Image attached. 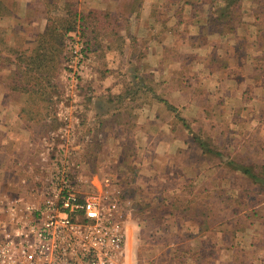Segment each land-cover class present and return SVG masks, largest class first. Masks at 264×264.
I'll use <instances>...</instances> for the list:
<instances>
[{
    "label": "rangeland",
    "instance_id": "rangeland-1",
    "mask_svg": "<svg viewBox=\"0 0 264 264\" xmlns=\"http://www.w3.org/2000/svg\"><path fill=\"white\" fill-rule=\"evenodd\" d=\"M241 1L220 25L223 0H0V80L33 123L25 183L62 164L124 227L125 264H264V54L229 49Z\"/></svg>",
    "mask_w": 264,
    "mask_h": 264
},
{
    "label": "built area",
    "instance_id": "built-area-1",
    "mask_svg": "<svg viewBox=\"0 0 264 264\" xmlns=\"http://www.w3.org/2000/svg\"><path fill=\"white\" fill-rule=\"evenodd\" d=\"M82 49L72 51L79 74ZM126 257L122 224L80 193L62 164L13 197L0 194V264H125Z\"/></svg>",
    "mask_w": 264,
    "mask_h": 264
},
{
    "label": "crops",
    "instance_id": "crops-1",
    "mask_svg": "<svg viewBox=\"0 0 264 264\" xmlns=\"http://www.w3.org/2000/svg\"><path fill=\"white\" fill-rule=\"evenodd\" d=\"M95 5V9L103 7L105 8L108 3L107 1L116 2V7L120 8L119 1L121 0H97ZM146 1V0H144ZM248 8L245 9L241 7V15L239 16V20H237V24L232 21L231 31L227 33L229 39L230 50L237 51L238 48L240 50H250L252 53H256L253 60L257 62L260 60L258 53L263 52L264 54V21L260 17L259 13L257 12V8L261 0H247ZM245 3L243 0L241 1V5ZM123 9V6L121 7ZM243 10V11H242ZM138 13L132 12L130 9L129 12L124 16V18L128 19V21L136 20L138 21L137 17ZM139 16V15H138ZM241 17V18H240ZM231 23V22H230ZM197 24H201V20L198 19L189 23L186 27L194 26L196 29ZM202 29L204 27L201 26ZM253 28L254 33L257 36L256 41H246L247 33L249 29ZM199 33V34H198ZM202 31H195L198 38H202L204 34H200ZM213 35L219 36L221 33H212ZM207 35V38L212 36ZM226 36V35H225ZM261 36V37H260ZM239 37H243L244 45H236L237 40ZM256 38V37H255ZM227 45V44H226ZM207 47L211 48V50H217L215 45H208ZM3 55L8 56L5 52ZM17 55V54H16ZM13 61H17V56ZM153 57V56H152ZM157 62H162L165 64V59L161 57H153ZM154 60V61H155ZM152 63H155L152 61ZM1 64V61H0ZM153 71V70H149ZM0 73H2L0 69ZM166 74V73H165ZM162 79H169L173 80L175 75L171 74L170 72L167 73V76L164 75V72L161 74ZM154 77H157V74H154ZM177 78L181 80V74H178ZM3 79V78H2ZM13 82V81H12ZM9 83V82H8ZM181 89V88H178ZM19 88L16 87L15 84L10 83L8 85H3L2 80H0V194L13 197L16 194L22 191L25 185H27L25 180L28 177L29 170L27 169L29 165L27 163L29 161H33L34 155H32V150H34L33 146L35 143L33 142V128L31 122H27L22 118V113L25 111L23 106L19 103L20 98L24 94L19 92ZM19 99V102L16 103L13 99ZM191 107V106H190ZM197 111L199 109L197 107ZM32 147V148H31ZM202 155V152H201ZM33 156V157H32ZM203 156V155H202ZM251 235V234H249ZM254 236V235H253ZM246 238H249L248 234L245 235ZM251 238V236H250ZM226 246V245H225ZM255 249V248H254ZM229 253L228 255H237L238 251L235 250L232 246L222 248L221 252ZM254 251V250H252ZM220 252V254H221ZM224 254V253H223ZM226 255V254H225ZM200 264V263H199Z\"/></svg>",
    "mask_w": 264,
    "mask_h": 264
},
{
    "label": "trees",
    "instance_id": "trees-1",
    "mask_svg": "<svg viewBox=\"0 0 264 264\" xmlns=\"http://www.w3.org/2000/svg\"><path fill=\"white\" fill-rule=\"evenodd\" d=\"M223 1L225 2V5L223 6V8H221L222 10L219 11V15L214 17L215 23L220 24V25L228 24V23H225V22L230 19V18H228L229 13H231L230 10H233V8L236 7L237 4L240 2V0H223ZM67 22H68V25L64 28L65 29L64 31H66V32L74 31V28H75V25H76L75 24L76 23L75 19L74 20H71V19L69 20L68 19ZM54 33H56V30L53 29V28H50V26H49V27L46 28L45 32L39 37L42 40V39H44V36H46V35H49V36L53 37ZM39 50L42 51V48L39 47ZM39 57H44V53L43 54H38L37 58H39ZM34 61L37 62L38 59H33V60L29 59L28 66L32 65V63ZM200 145H201V147H203L202 144H200ZM228 164H229V162H228ZM239 170L244 175H248V176L252 177L251 173H250V170L248 168L242 167V168H239Z\"/></svg>",
    "mask_w": 264,
    "mask_h": 264
}]
</instances>
